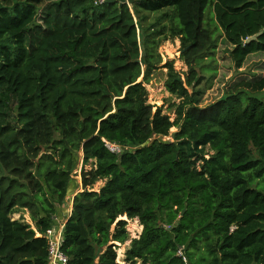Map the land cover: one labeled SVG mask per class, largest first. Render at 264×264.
<instances>
[{
    "label": "trees",
    "instance_id": "trees-1",
    "mask_svg": "<svg viewBox=\"0 0 264 264\" xmlns=\"http://www.w3.org/2000/svg\"><path fill=\"white\" fill-rule=\"evenodd\" d=\"M218 33L236 70L264 53V0H0V264H49L79 153L70 264H264V75L201 106ZM169 39L175 120L145 86Z\"/></svg>",
    "mask_w": 264,
    "mask_h": 264
},
{
    "label": "rangeland",
    "instance_id": "rangeland-1",
    "mask_svg": "<svg viewBox=\"0 0 264 264\" xmlns=\"http://www.w3.org/2000/svg\"><path fill=\"white\" fill-rule=\"evenodd\" d=\"M155 18V15L151 16V20ZM219 33L216 34L217 38V49L215 50V62H213L214 67L217 69V74L211 76L209 81L202 87L204 89V95L202 98L201 106L205 107L210 105L217 100H219L224 93L232 87L235 83L242 79H255L261 75H264V53L255 54L251 56L243 65L242 68L236 70L231 59L227 53V46L222 42ZM158 53L161 58V63L158 65V69L149 77V81L145 83L146 89L149 94V103L154 106V110L161 108L164 114L171 116L172 120L176 119V107L174 105L179 104L181 99L170 94L165 87V83L168 79V69L165 68L167 63L174 64L176 72H178L183 79L186 78V73L188 67L185 64L184 58L182 56L181 42L179 39H169L162 41L160 43ZM212 65V62L211 64ZM142 78L141 81H143ZM190 92L191 89H189ZM178 131L177 128L171 130V135L164 138L165 141L173 140V134ZM79 160L76 164L72 178L74 180V185L72 190L76 192L79 186V193L82 191V166L83 163L80 161L81 154H78ZM87 170L90 167L86 168ZM105 182H99L94 187L95 191H98ZM72 194V193H71ZM70 196V194L68 195ZM68 198V197H67ZM20 214L14 216V219H19ZM25 219L27 222L31 223L29 213L25 214ZM123 219H127L123 217ZM127 230L130 234L131 239L138 238L142 233V226L138 219H127ZM130 246V242L125 245H121L118 252V262L120 264H125L126 252Z\"/></svg>",
    "mask_w": 264,
    "mask_h": 264
},
{
    "label": "built area",
    "instance_id": "built-area-1",
    "mask_svg": "<svg viewBox=\"0 0 264 264\" xmlns=\"http://www.w3.org/2000/svg\"><path fill=\"white\" fill-rule=\"evenodd\" d=\"M107 148L114 153H121V148L118 145L107 143ZM62 229L53 226L45 235L49 242V264H70L68 257L62 251L63 235Z\"/></svg>",
    "mask_w": 264,
    "mask_h": 264
},
{
    "label": "crops",
    "instance_id": "crops-1",
    "mask_svg": "<svg viewBox=\"0 0 264 264\" xmlns=\"http://www.w3.org/2000/svg\"><path fill=\"white\" fill-rule=\"evenodd\" d=\"M78 190H79V186L76 192L72 191V194L70 193V196H68V198L66 199L65 206L59 209L58 215L55 218V226L62 229L63 233L65 230V224L72 214L73 200L74 197L79 193Z\"/></svg>",
    "mask_w": 264,
    "mask_h": 264
},
{
    "label": "water",
    "instance_id": "water-1",
    "mask_svg": "<svg viewBox=\"0 0 264 264\" xmlns=\"http://www.w3.org/2000/svg\"><path fill=\"white\" fill-rule=\"evenodd\" d=\"M113 1H114V0H108V2H113ZM121 1H122L123 3L126 2V0H121ZM260 35H261V33L255 35V36H253V37H251V38H249V39L247 40V43L256 40Z\"/></svg>",
    "mask_w": 264,
    "mask_h": 264
},
{
    "label": "bare ground",
    "instance_id": "bare-ground-1",
    "mask_svg": "<svg viewBox=\"0 0 264 264\" xmlns=\"http://www.w3.org/2000/svg\"><path fill=\"white\" fill-rule=\"evenodd\" d=\"M124 218H126V217H124Z\"/></svg>",
    "mask_w": 264,
    "mask_h": 264
}]
</instances>
